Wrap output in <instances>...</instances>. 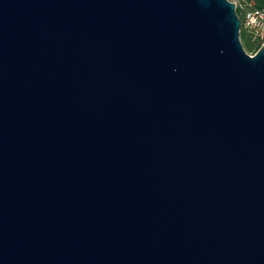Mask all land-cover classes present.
Returning <instances> with one entry per match:
<instances>
[{"label": "water", "instance_id": "obj_1", "mask_svg": "<svg viewBox=\"0 0 264 264\" xmlns=\"http://www.w3.org/2000/svg\"><path fill=\"white\" fill-rule=\"evenodd\" d=\"M232 0H0V264H264V45Z\"/></svg>", "mask_w": 264, "mask_h": 264}, {"label": "built area", "instance_id": "obj_2", "mask_svg": "<svg viewBox=\"0 0 264 264\" xmlns=\"http://www.w3.org/2000/svg\"><path fill=\"white\" fill-rule=\"evenodd\" d=\"M233 1V0H232ZM236 3V8L238 1L234 0ZM241 5V4H240ZM243 8V19L241 20V29L244 30L246 35L250 38L252 42L261 41V46L264 45V7L263 8ZM261 46L254 50L251 54L254 55Z\"/></svg>", "mask_w": 264, "mask_h": 264}, {"label": "trees", "instance_id": "obj_3", "mask_svg": "<svg viewBox=\"0 0 264 264\" xmlns=\"http://www.w3.org/2000/svg\"><path fill=\"white\" fill-rule=\"evenodd\" d=\"M238 1V5H237V13L240 17V19H243V8L241 7V5L245 6L246 8H263L264 7V0H236ZM241 4V5H240ZM241 40L243 42V45L245 47L246 50L248 51H254L256 49H258L262 42L258 41V42H252L250 40V38L246 35V33L244 32L243 29H241Z\"/></svg>", "mask_w": 264, "mask_h": 264}, {"label": "rangeland", "instance_id": "obj_4", "mask_svg": "<svg viewBox=\"0 0 264 264\" xmlns=\"http://www.w3.org/2000/svg\"><path fill=\"white\" fill-rule=\"evenodd\" d=\"M234 1V0H233ZM248 51V50H247ZM250 54L252 53V51H248Z\"/></svg>", "mask_w": 264, "mask_h": 264}]
</instances>
